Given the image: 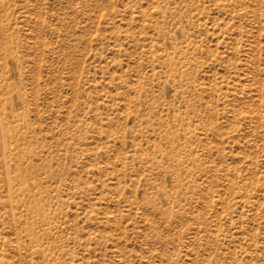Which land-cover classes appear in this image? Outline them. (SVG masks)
<instances>
[{
    "label": "rangeland",
    "instance_id": "rangeland-1",
    "mask_svg": "<svg viewBox=\"0 0 264 264\" xmlns=\"http://www.w3.org/2000/svg\"><path fill=\"white\" fill-rule=\"evenodd\" d=\"M0 264H264V0H0Z\"/></svg>",
    "mask_w": 264,
    "mask_h": 264
}]
</instances>
